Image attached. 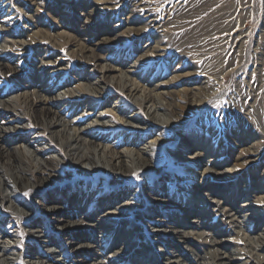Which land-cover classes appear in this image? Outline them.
I'll use <instances>...</instances> for the list:
<instances>
[{"label":"rangeland","instance_id":"obj_1","mask_svg":"<svg viewBox=\"0 0 264 264\" xmlns=\"http://www.w3.org/2000/svg\"><path fill=\"white\" fill-rule=\"evenodd\" d=\"M0 8V121L7 122L13 116L18 121H12L13 126L21 124L24 128L18 129L16 137L5 143L0 138V220L5 223L4 231L19 232L15 246L19 258L14 264H30L29 259L37 252L39 255L32 261L46 259V264H87L91 260L98 264H141L144 246L150 244L152 249L148 254L159 264H217L213 257L220 258L222 252L236 259L233 264H241L250 255V247L246 249L247 254L235 256V247H240V242L235 235L236 223L227 218L232 212L223 215L220 211L214 216L203 210L192 231L193 234L204 231L203 237L210 235L225 245L222 250L210 246L211 241L206 248L203 240L186 232L180 244L167 234L155 237L149 224L154 225L157 218L155 224L162 228H184L191 233L193 224L172 220L184 209L190 211L184 217L194 221V208L187 209V200L180 205L154 200L158 195L162 199L170 197V201L177 199L176 195L185 193L183 187L189 188L192 195L196 181L178 179L182 170L175 166L173 159L172 152L176 153L180 147H190L200 153L210 146L211 163L223 160V164L235 165L230 172L223 171L224 167L218 169L221 178L216 179L233 182L228 185L233 197L244 188L245 182V192L264 190V0H0ZM82 42L104 57L106 65L123 61L122 70L127 71L131 63L137 62L133 73L140 85L164 83L162 92L172 106L160 107L159 114L170 116L171 123L140 109L139 118L145 129H133L145 134L142 141L158 136L164 143L143 152L146 159L138 163L139 167L131 168V172L125 169L121 174L107 173L99 169L93 174H84L49 137L53 132L47 128L49 119L40 111V103L33 93L45 86L44 91H48L45 97L51 100L54 90L69 85L70 79L87 80L84 76L94 66L88 62L92 57L90 51L83 54L76 50ZM44 62L49 63L44 65ZM39 69L40 77L36 75ZM93 70L89 83L97 78L98 69ZM53 86L55 89H51ZM118 87L115 82L102 81L85 88L105 89L106 100L119 95L128 106L136 108ZM22 94H26L30 106L19 105L13 111L9 107L16 106L10 97L18 95L16 102L20 104L24 99ZM53 107L62 114L61 106ZM20 119L25 121L20 123ZM37 132L49 141L48 154L59 151L64 158L59 164L46 160L44 167L50 173L47 180L29 176L27 170L30 173L31 170L19 158L16 160L18 156L14 154L15 142ZM4 145L12 149L4 151ZM205 158L198 157L196 163H201L200 166L194 163L192 166L205 168ZM113 172L119 174V179L113 178ZM208 178L215 180L210 175ZM170 179L173 184L167 191ZM6 188L8 193L4 192ZM126 190L134 194L127 200L129 208L122 209L127 214L120 213L114 218L98 214L101 196L113 192L124 195ZM81 191L98 197L84 207V211L91 213L86 217L69 202L71 195ZM117 202L121 201L114 203ZM205 203L213 209L212 200ZM51 205L64 208L49 213L46 210ZM238 211L239 220L248 213L242 207ZM80 218L88 224L85 228H69L70 223ZM255 220L245 221L251 227L264 224V216ZM125 223L129 231L122 233ZM59 225L63 227L58 229ZM29 227L39 232L38 239L23 230ZM134 231H138L137 237L131 241H137L136 245L124 252L121 243ZM262 241L257 240V244ZM43 245H54L58 256L48 254ZM252 246L264 250V246L256 247V243ZM169 256L182 257L178 262L168 261Z\"/></svg>","mask_w":264,"mask_h":264},{"label":"bare ground","instance_id":"obj_2","mask_svg":"<svg viewBox=\"0 0 264 264\" xmlns=\"http://www.w3.org/2000/svg\"><path fill=\"white\" fill-rule=\"evenodd\" d=\"M89 40L90 39H87V41ZM79 44L76 50H78L79 52L81 51L83 54H85V52L88 50L91 52L90 54H92V57L94 58V59L92 57L88 58V62L93 64V66L98 69L97 72L98 74L96 75L97 78H95V81L93 83H89V76L91 75L92 71H94L93 70L94 67H92L93 69H90L89 73L84 76L87 79L86 81L81 82L79 80L75 81L73 79H70L69 85L65 86L66 88L63 87V88H59L58 90H56L55 86H53V88H51V89H55L54 90L55 95L51 99L53 101L45 97L48 93L47 90L44 91V89L46 88L45 86H42V88H36L35 93H33L37 98V102L40 103L39 106L40 111L42 112V114H45L49 119L47 122L48 124L47 128L53 131L52 134L49 135V137L54 139L57 146H60L63 149L64 154L67 156V159L74 165V167L76 166L79 167L84 174L86 173L93 174L99 169L107 173H111L112 171H115V172H119V174H121L123 172L122 170L125 169L130 171L131 168L133 169L135 166H137L140 161H143V159L145 158L143 152L146 151L150 152L152 150V146H159L164 143L163 139L159 138L158 136H156L155 138L149 141H144V140L142 141V136H144L145 134L133 130V129H145L142 128L144 122L142 121L141 118H139L141 115L139 111L140 109L147 114L152 113L153 115H156V117H162V119L164 117V119L166 118L168 123H171L170 116L165 115L163 112H162L163 114H159L160 107L162 108L163 106L165 107L166 105L167 107H169L171 105V103H169L165 99L164 94L166 93L162 92L164 90L162 89L164 87V83L153 84L152 86L151 84L140 85L136 81L138 76H136V73L135 74L133 73L135 71V68H137L138 66L137 62L131 63L130 69L124 71L122 70V67L124 65L123 61L115 63L113 65H106L103 63V61H106L104 57L96 54V51L92 50L93 48L91 49V47L86 45L84 42H82L80 45ZM10 45H13V43H11ZM76 50H72V52ZM19 63L21 64L20 60L18 64ZM47 63L49 62H44V65ZM40 69L38 73H36L38 77H40L41 75ZM19 70H15V71L19 72ZM137 75L140 74L137 73ZM61 79L62 77H60L58 81ZM49 80H47V82H50ZM102 81L115 82L117 85H119L118 89L121 90L123 94L125 93L130 98V100L135 105H137V107L132 108L130 105L128 106V103H126L125 99L123 97H120L119 95H115L110 100H106L104 98L105 97L104 95L107 90L105 89L102 88L86 89L89 86H93L94 84H101ZM26 94H22L21 98L24 99L21 101L20 104L16 102L18 100L17 97L18 95L10 97L12 98L11 99L12 104H14L16 107L15 108L9 106L8 107L13 109V111H17L18 110L17 106L19 105L27 107L28 99L26 100V96H25ZM87 94H91V96H88ZM31 95L32 94H30V96ZM75 96L78 97V100L73 99ZM99 98H101V100H99ZM53 102L55 103L53 104ZM103 103H105L106 105H104ZM53 106H57V108L61 106V109L59 108V110H62V114L60 115V113ZM66 114H69L70 117H68ZM66 117L68 118L66 119ZM64 118L66 119L65 121L66 123L64 122L65 120ZM3 121L4 120L0 121V138L4 143L11 138L12 139L15 138L18 129L24 130L21 124H17V127H15L13 126V123H11L12 121L16 123L17 121L16 117L9 116L7 122H3ZM22 121L25 120H21V119L19 120L20 123ZM11 131L13 132L17 131V132L16 134H13ZM89 132H91L92 134L89 135ZM140 140L142 141V143ZM193 145L195 146L196 144ZM50 147L51 145L49 141L43 139L40 136L39 132L31 136H28L27 138L19 139V141L15 142V144L13 145L15 152L14 154L18 156L16 160H18L19 158V162H21L22 165H24V167H28L31 170L30 173L29 170L24 168L25 170L28 171V172L26 171L28 175L29 176L36 175L35 177L37 179L42 178L44 180L50 179V173L46 169L47 167L46 168L44 167L47 166L46 160L52 161L57 164L64 162V158L59 153V151H57L56 153L52 152V154L47 153ZM3 148L4 151H9L10 149H12V147H7V145H4ZM211 150H213L212 147L206 146L203 152L198 153L197 151H194L193 148L185 146V147H180L176 153L172 152V154H175V156H173V159L175 160V166H179L182 170V174L181 176H179L178 179L182 178L183 181H192V180L196 181V183H194L192 195H190L191 193L189 188L183 187L185 193L180 192V196L176 195L178 198L173 199L172 201H170L169 199L170 197L169 198L166 197V199H162L159 197V195L158 197L154 198V200H159L162 202H167V201L174 202L177 205H180L182 201L187 200L189 203L186 205V207H188L187 209L194 208L193 210L194 217L192 219L194 221H188V219L185 218L187 217V215H189L190 211L184 209H181L180 214L177 213V216H174L172 220L177 222L178 224H184V223L193 224L191 228V233L185 231L184 228H181L180 230H174L169 226L168 227L165 226V228H162L161 225L159 226L155 224L157 218L154 219L153 221L154 225L149 224L150 229L153 231L155 237H160V235H158L160 233L167 234L170 237L175 238V240H178L177 241L178 244H180L179 240L184 239L183 238L185 234L184 232H186V234L189 236L196 235L197 238L203 240V244L204 246H206V248L209 247L208 244L209 241H211L212 245L210 246L214 245L213 248L222 250L225 249V245H220L218 240H216L215 238H211L210 235L208 237H203L202 234H205L204 231L201 232L198 231L195 234H193L192 231H194V229L196 228L195 221H199V219L202 218L201 216L203 215L199 214V212H202L203 210L205 211L208 210L206 212L207 215L213 214L214 216L216 215V212L220 213V211L222 212L223 215L227 214L228 212H232V214L229 215L227 218H229L231 222L236 223L235 235L237 237V240L240 242V247H235L237 248V251L234 248L236 251L235 256H242L243 254H247L248 252L246 251L250 247V251H249L250 255L247 256L245 260H242L241 264H264V254H263L264 250L259 251L257 250L259 248L255 249L252 246L254 245V243H256V247L257 245L258 247L264 246V224H261L260 226L254 225V227H251L252 225L249 222L245 221L247 218H249V220L254 222L256 221L255 218L260 219L262 216H264V190L262 189L257 190L256 188L255 189L256 193L253 192L250 193L248 191L245 192L243 191L247 185V182H245L243 183L244 188L239 193H237V195L234 196L235 197L234 198L233 193L230 192V187L228 186L231 185L233 182L227 183L228 181L226 180L227 182L224 183L218 180L219 178H221L219 171L220 168L224 167L226 169L223 171L230 172V171H234L232 169H235V165H231L230 163L223 164L222 163L223 160H219L218 163L217 162L211 163L212 160L209 159ZM200 156H202V158L206 157L204 161L205 168L196 167L197 165L200 166L201 164V163H196V159ZM215 158L217 159L218 157L215 156ZM8 160L13 161V159L11 160L10 158H8ZM192 163L196 164V166H192ZM53 167L55 168L54 165ZM36 173H40V174L37 175ZM119 174L113 172V178L119 179ZM209 175L213 176L215 182L211 181V179L208 178ZM169 181H170L169 184L165 188L167 191L169 190L170 186L173 184L172 179H170ZM180 183L181 182H179V184ZM4 192L8 193L9 190L6 188V191ZM123 193L124 195L123 194L119 195L113 192L112 194L101 196L99 198V205H101L100 206L101 208L97 210L98 214L100 215L101 213H104V216L105 215L110 216L111 218L112 217L114 218V216L116 217L121 214L122 215L127 214L128 211L125 210L126 212H123L122 209L127 208V206L129 205L127 200L130 199L129 198L130 195L133 196L134 194L129 193L128 190H126V192ZM7 196L5 197L7 198ZM188 197L190 199H188ZM97 198L98 197L96 196L90 197L88 196L87 192L85 193L84 191H81L78 192L77 194L71 195L69 198V202L75 205V207L79 209L83 215L85 214L86 217L87 215L88 216L91 215V213H89L88 211H84V207L87 205V203H91L95 201ZM117 200H120L121 202H117V204L114 203ZM208 200L213 201V203H211L213 209H209V206H206L205 201L207 202ZM240 207H242L243 210L245 209L246 212L248 211V213L246 216L242 215L241 217L242 219L239 220V218H237L238 217L237 215H239L238 208ZM62 208H64V206L58 207L55 205L53 206L51 205L49 208H47L46 211H49V213L58 212ZM182 211H184V213H182ZM185 212H188V214H185ZM209 212L211 213L209 214ZM198 214L200 215L199 217ZM84 221L82 218H80L75 222H73L72 224L70 223L69 228L72 229L75 227L76 230H81L86 227L87 223ZM219 223L221 222L219 221ZM124 225L125 227L123 228L122 233H125L128 230V228L126 227L127 223H125ZM4 227H5V223H3V221L0 220V250H2V252H5V254L0 252V262L3 264H14L19 258V252L15 247L17 243V239L19 237V232H17V230L4 231L3 229ZM62 227H63L62 225H59L57 228L59 229ZM250 228L253 229V232L250 231ZM23 230L30 233L31 236L37 239L39 238V232L35 230L32 231L30 227ZM137 233L138 231H134V233L129 234L128 240L123 241L121 243V247L124 252H129L130 248H133V246L136 245L137 241L135 242V240H133L132 242L131 239H135L137 237L136 235ZM253 234H256V236H253ZM2 237H4V239H2ZM124 238H122V240ZM259 239L263 241L262 243L257 244V240ZM131 243H133L132 246L130 245ZM150 245L144 246L145 253L142 255V259L140 260L141 264H146V263L159 264L157 261L154 262V259L150 257L148 254V252L152 249L150 248ZM43 247L45 248L44 250L48 254L53 255L54 257L58 256L57 248L54 245L51 247H47V245H43ZM159 247H162L161 244H159ZM36 255H39V253L38 252L35 253V256L29 259L30 264H46L48 262L46 259L32 261V258L33 259L37 258ZM180 257L182 256H178V257L169 256L167 259L168 261L173 260L179 262L180 260L178 259ZM213 259H215V263L217 264H233L234 260H236L234 257H232L226 252H222V254L220 253V258L217 259L213 257ZM179 263L183 264L182 262ZM87 264H98V263L97 261L91 260V262Z\"/></svg>","mask_w":264,"mask_h":264},{"label":"snow or ice","instance_id":"obj_3","mask_svg":"<svg viewBox=\"0 0 264 264\" xmlns=\"http://www.w3.org/2000/svg\"><path fill=\"white\" fill-rule=\"evenodd\" d=\"M133 175H136L135 173H133Z\"/></svg>","mask_w":264,"mask_h":264}]
</instances>
